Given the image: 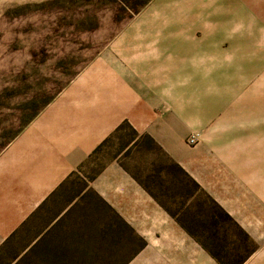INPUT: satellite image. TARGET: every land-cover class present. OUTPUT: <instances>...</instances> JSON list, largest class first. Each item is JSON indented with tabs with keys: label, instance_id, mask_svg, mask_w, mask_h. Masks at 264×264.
Wrapping results in <instances>:
<instances>
[{
	"label": "crops",
	"instance_id": "crops-1",
	"mask_svg": "<svg viewBox=\"0 0 264 264\" xmlns=\"http://www.w3.org/2000/svg\"><path fill=\"white\" fill-rule=\"evenodd\" d=\"M145 15L132 29L148 24ZM224 20L220 17L219 23ZM143 29L117 34L109 47L96 50L63 80L35 83L36 107L11 129H0V255L13 249L1 264L25 259L83 264L86 245L79 226L84 222L79 220L84 211L95 212L89 195L144 239L126 264H214L116 159L90 178L78 171L124 122L138 135H149L247 232L252 231L244 210L246 201L264 193L263 165L259 157H245L262 152L260 146H251L264 137V100L245 97L246 89L261 86V75L255 71L251 84L245 83L243 38L238 32L223 48L211 34L200 39L189 34L190 44L164 46L158 41L166 35ZM214 86L226 94L221 101ZM249 106L252 119L245 118ZM193 132H199L201 140L188 147L184 138ZM249 168L251 176L245 172ZM76 173L82 184L70 190L65 185Z\"/></svg>",
	"mask_w": 264,
	"mask_h": 264
},
{
	"label": "rangeland",
	"instance_id": "rangeland-1",
	"mask_svg": "<svg viewBox=\"0 0 264 264\" xmlns=\"http://www.w3.org/2000/svg\"><path fill=\"white\" fill-rule=\"evenodd\" d=\"M144 13L148 24L144 22L140 28L132 29L134 21ZM220 17L225 19L222 24L219 23ZM142 27L148 28L151 34L162 32L166 35L159 37L164 41H158L164 46L172 43L190 44L186 40L190 38L189 34L197 39L211 34L213 42L224 48L239 32L238 35L243 38L245 83L251 84L253 72L258 71L261 75V86L253 90L246 89L245 97L253 98L255 95L264 100V63H260L264 61V0H0V129H11L14 121L25 120V115L36 107L33 98L37 96L32 90L35 83L63 80L74 71L73 67H79L91 59L96 50L109 47L117 34L141 33L136 30L144 31ZM223 32L225 34L222 35ZM200 70L204 72V69ZM29 92H32L31 95ZM215 92L218 100L226 95H223L221 87L214 86ZM249 107L250 116L245 118L252 119V106ZM261 108L260 112L264 113V106ZM262 124L264 121H261ZM193 133L198 134L196 143H187L191 133L184 138L188 147L197 145L201 140L199 132ZM128 138L127 128L114 135L84 162L79 172L85 177L90 176L104 163L116 159L132 176L147 185L167 210L174 214H184L186 211L183 209L188 210L182 217L190 220L187 217H192L195 209L193 205L183 204L181 193H184V187L177 181L179 173L168 155L162 148L161 152L151 147L145 139L126 153L118 154ZM259 146L262 150L259 156L252 151L246 153L245 159L252 161L259 157L263 165L260 176L264 178L263 136L260 143H255L251 148ZM252 171V168L246 169V175L251 176ZM81 184L76 173L65 186L74 190ZM196 195L209 203L199 191ZM88 197L95 212L91 214V211H84L79 220L84 222L83 227L79 226L84 229L86 245L83 264H126L138 249L140 241L106 204L93 195ZM252 197L253 201H246L248 208L244 210L246 219L252 221L249 226L251 232H247L228 214L249 240L245 241L241 230L218 224L216 238L208 243L229 264L239 262L249 248L252 251L240 264H264V193ZM191 225L195 229L199 228L198 224ZM200 228L207 230L205 227ZM224 232H227V237L220 245L222 242L218 238ZM12 252L13 249L5 256L0 255V264ZM212 259L214 264H218ZM20 264L38 263L25 259Z\"/></svg>",
	"mask_w": 264,
	"mask_h": 264
},
{
	"label": "trees",
	"instance_id": "trees-1",
	"mask_svg": "<svg viewBox=\"0 0 264 264\" xmlns=\"http://www.w3.org/2000/svg\"><path fill=\"white\" fill-rule=\"evenodd\" d=\"M125 128H127L129 130V138L125 141L123 146L120 148V150L118 151V154H120L121 152L126 153L132 146H136L138 143L143 141V139L147 140L149 142V144L151 145V147H155L157 150H160L162 152L161 147L149 135H147V134L138 135L135 132V130H133L127 123L124 122V123L120 124L108 137H106L92 151V153L88 156V158L86 160H88L91 156L96 154V152L106 142H108L114 135H116L117 133H119L120 131H122ZM170 161L172 162L173 167H175V169L179 173L180 177H179V180L177 179V181H179L182 184V186L184 187V193H181V196L184 197L183 204H186V205L189 204L190 206L193 205V207L195 209L194 212H192V214H191L192 217H187L190 220H187V219L182 217L183 215H185V213L188 210L183 209L184 211H186V212H184V214L183 213L182 214H177V213L174 214V213L170 212L169 210H167L164 207V205L159 202L156 195L148 188L147 185H145L144 183H141L140 180L138 178H136L135 176H132L128 172V170L120 162L119 163L131 175V177L158 203V205H160V207H162L192 239H194L206 252H208L218 262V264H229V263L225 262L223 260V258H221L219 256V254H216L212 250V248H210L208 243H211L209 241L216 238V235L218 233L217 232V225L218 224H221L222 226L225 225L227 227L233 226L235 229L241 230L240 227L238 226V224L235 221L232 220V218L228 215V213H226L214 201L213 198H211L207 193H205L203 191V189L177 163L173 162L171 159H170ZM83 164L84 163H82L80 165V167ZM103 165L98 167V169L95 170L90 176H87V178H90V177H92V175L97 173L103 167ZM80 167L78 168V171H79ZM190 186H191V188H190ZM197 191L202 193L205 196V198L209 201V203L206 202L204 199L202 200L201 198L197 197V195H196ZM188 208L189 207H186V209H188ZM116 216L123 222V224H125L128 227L130 232L132 234H134L135 238H137L140 241L138 249L132 254V255H135L144 246L145 241L141 236L136 234L118 215H116ZM201 216H203L202 219L200 218ZM191 223L198 224L199 228L195 229L191 225ZM200 226L207 228V230L201 229ZM241 232H243V234L245 235V241H248L249 238L246 235V233H244L243 230H241ZM226 233L227 232H224L222 234V237L218 238L222 242V243H220V245H222L223 242H225V239L227 237ZM222 248H223V246H222ZM246 249H248V245L246 246ZM248 250L249 251L243 257H241L239 262H237L236 264H240L245 260V258L248 256L247 254L252 251L251 248H249ZM225 251H226V253L229 252L227 250H225Z\"/></svg>",
	"mask_w": 264,
	"mask_h": 264
},
{
	"label": "built area",
	"instance_id": "built-area-1",
	"mask_svg": "<svg viewBox=\"0 0 264 264\" xmlns=\"http://www.w3.org/2000/svg\"><path fill=\"white\" fill-rule=\"evenodd\" d=\"M197 139H198V134L197 133H191L187 138V143L192 145V144L196 143Z\"/></svg>",
	"mask_w": 264,
	"mask_h": 264
}]
</instances>
